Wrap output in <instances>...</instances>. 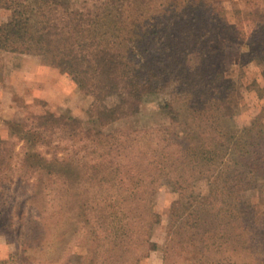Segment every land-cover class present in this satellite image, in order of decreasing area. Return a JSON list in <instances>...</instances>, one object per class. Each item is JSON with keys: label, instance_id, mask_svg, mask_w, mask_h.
<instances>
[{"label": "trees", "instance_id": "obj_1", "mask_svg": "<svg viewBox=\"0 0 264 264\" xmlns=\"http://www.w3.org/2000/svg\"><path fill=\"white\" fill-rule=\"evenodd\" d=\"M245 3L249 12L240 24H234L227 10L242 12L233 7L234 0H0V8L10 11L8 20L0 24V50L40 56L70 75L81 91L93 96L88 118L101 127H83L75 117L48 112L33 114L36 123H7L10 138L0 133V232L12 236L17 230L22 239L35 236L15 225V216L23 218L27 203L35 199L38 181L31 180L33 172L74 180L71 162L56 154L49 160L45 137L50 127L70 138L81 135L90 143V159L116 163L115 174L121 173L120 182L132 189L123 202L128 210L121 212L123 219H129L122 232L128 240L120 244L110 228L109 238L117 237L119 245L112 242L98 262V232L89 228L84 235L92 245L80 254V262L66 258L63 264H137L155 250L150 237L153 224L159 222L151 204L155 192L151 186L156 182L157 188L167 185L177 192L178 202L187 199L181 214L176 213L178 202L170 208L165 262L173 239L180 234L195 235L202 242L215 237L214 229L221 236L227 234L235 220L250 228L259 217L263 219L243 194L257 181L264 182V126L255 120L239 135L229 127L241 92L215 61L222 52L220 43L238 42L244 49L239 51L240 63L255 61L264 75V8L253 6L255 0ZM166 90L169 98L160 110L168 122L157 127L165 154L157 156V171L147 172L142 165L146 155L126 145L129 134L110 139L102 127L135 115L144 97ZM112 96L118 101L106 103ZM16 141L23 149L20 160L29 172L27 177L13 165ZM174 150L184 157L175 159ZM122 158L134 162L137 175ZM197 179L206 181L207 193L193 191ZM131 204L136 208H130ZM125 213L138 220V244L129 237L134 230ZM258 262L264 264V257ZM34 263L21 252L0 260V264Z\"/></svg>", "mask_w": 264, "mask_h": 264}, {"label": "rangeland", "instance_id": "obj_2", "mask_svg": "<svg viewBox=\"0 0 264 264\" xmlns=\"http://www.w3.org/2000/svg\"><path fill=\"white\" fill-rule=\"evenodd\" d=\"M245 1L234 0L233 7L242 10L241 14H234L232 9L227 10V16L234 24H240L249 12ZM255 2L253 6L259 9L264 8V0H255ZM8 16L0 8V24ZM223 42L219 46L222 52L215 61L228 81L239 84L241 96L238 109L228 122L229 127L239 135L243 127L249 126L255 120L264 126V75L255 61L240 63L239 51L244 50L242 45L232 41ZM16 54L0 55V85L2 86L0 93L2 97L6 96V93L8 96L11 93L8 100L0 99V133L3 138H10L8 122L36 123L31 116L44 112L55 116L75 117L82 122L83 127L101 129L98 123L90 122L88 118L93 96L81 91L70 75L50 65L40 56ZM168 96L166 90L144 97L138 113L102 127L103 132L108 134L110 139H115L118 134H129L125 141L126 145H129L132 151L134 148L135 153L142 152L146 155L142 165L147 172H154L155 169L157 171V156L165 154V149L161 150L158 142L160 135L157 134V127L168 122V117L160 110V106L169 98ZM117 101L118 99L112 96L106 100V103L112 105ZM5 103L8 104L5 105ZM50 128L51 130L46 131L48 136L45 137V141L48 142L47 149L50 152L49 160L52 161L51 158L56 154L67 159L66 163L71 162L76 170L74 180L65 179L59 174L57 176L32 173L31 180L38 181L35 199L27 203L23 218L15 216V225L21 232H27L28 236H35L22 239L17 234V230L13 231L12 236L0 232V260L21 252L24 257L32 259L34 264H38L39 261L44 264H63L66 258L73 263H78L82 258L80 254L85 253L92 245L89 236L84 235L87 229L92 228L98 232L99 247L96 251V259L99 262L112 242L119 245L117 237L112 235L114 238H109L110 228L113 234L119 237L120 244L122 239L128 240L122 232L127 229L123 223L129 222V219H123L121 212L124 209L128 210L124 207L127 203L123 202L125 195L132 190L131 185L126 187L120 182L121 173L115 174L116 163L110 160L90 159L88 155L90 143L81 139V135L70 138L65 131ZM12 140L15 141L13 138ZM15 145L14 168L27 177L29 172L20 160L23 155L21 143L16 141ZM170 151H172L171 148ZM173 153L174 158H179V155L184 157L182 152L177 153L174 150ZM128 157L131 159L134 156ZM129 158H122L123 162L129 163ZM58 162L61 163L60 160ZM132 163H129V168L134 175H137L136 170L133 171L135 166ZM205 182L197 179L192 187L193 191L207 193ZM151 187L155 188L154 195L151 196L152 210L159 216V222L153 224L151 228L150 237V240L155 242L156 249L151 250L137 264H262L258 262L264 257V182L262 180L257 181L255 187L246 191L243 199L256 207L263 219L259 217L256 224L250 228H246V225H241L236 220L235 222L231 220V223H234L230 225L227 234L221 236V233L214 229L215 237L212 240L205 238L202 242H198L195 235L185 238L184 233L180 234L173 239V247L166 262L164 248L168 239L170 208L179 201L180 196L167 185L157 188L156 182ZM139 188L140 186H137L136 190ZM186 202L187 199L182 198V201L177 203L176 213H182ZM131 206L133 209L136 208L134 204H131L130 208ZM99 211L103 212L100 214ZM128 215L125 213V216ZM128 217L132 219L131 225L134 230L129 237L138 244L141 239L138 227L140 225L136 216ZM194 232L195 229L189 233ZM7 238L12 241L9 242ZM82 238L83 240L80 241ZM118 252L125 253L122 250Z\"/></svg>", "mask_w": 264, "mask_h": 264}, {"label": "crops", "instance_id": "obj_3", "mask_svg": "<svg viewBox=\"0 0 264 264\" xmlns=\"http://www.w3.org/2000/svg\"><path fill=\"white\" fill-rule=\"evenodd\" d=\"M2 10H4L5 13H7V15H10V14H8V13H10L9 10H7V9H3V8H2ZM8 17H9V16H8ZM8 17L4 20V22L8 20ZM0 55H17V54H16V53L3 52V51L0 50ZM35 66H36V67H39V65H35ZM16 73H18V72H16ZM0 88H2L1 85H0ZM0 90H2V89H0ZM7 94H8V93L5 94L6 96L2 97V94L0 93V99L3 98V100H6V99L8 100V98L11 97V93H10L9 96H8ZM7 104H8V103H5V105H7Z\"/></svg>", "mask_w": 264, "mask_h": 264}]
</instances>
